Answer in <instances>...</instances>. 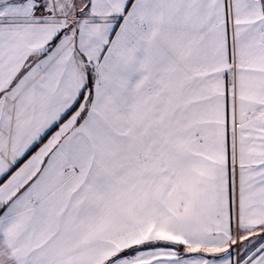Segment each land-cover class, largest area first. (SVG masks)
I'll use <instances>...</instances> for the list:
<instances>
[{
  "label": "snow or ice",
  "instance_id": "snow-or-ice-1",
  "mask_svg": "<svg viewBox=\"0 0 264 264\" xmlns=\"http://www.w3.org/2000/svg\"><path fill=\"white\" fill-rule=\"evenodd\" d=\"M0 264H264V0H0Z\"/></svg>",
  "mask_w": 264,
  "mask_h": 264
}]
</instances>
